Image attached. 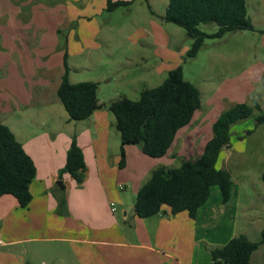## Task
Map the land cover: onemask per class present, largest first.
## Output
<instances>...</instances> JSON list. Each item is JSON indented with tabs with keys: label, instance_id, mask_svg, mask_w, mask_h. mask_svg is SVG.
<instances>
[{
	"label": "crops",
	"instance_id": "crops-1",
	"mask_svg": "<svg viewBox=\"0 0 264 264\" xmlns=\"http://www.w3.org/2000/svg\"><path fill=\"white\" fill-rule=\"evenodd\" d=\"M86 1L0 0V121L22 143L37 169L27 206L11 194L0 196V264H213L210 248L236 236L238 223V213L231 214L229 208L239 185L228 166L221 167L232 177L228 205L215 186L195 218L185 211L171 214L167 206L150 217H139L131 214L135 202L125 200L117 188L131 187L137 193L150 168L157 166H114L121 144L112 145L113 134L102 117L70 121L57 106L66 65L69 79L73 69L63 45L71 36L62 30L73 27L76 18H86L87 5H79ZM201 108L159 159L175 157L174 147L183 146L187 138L193 143L190 156L202 153L213 136L214 121L226 107L206 120L200 119ZM193 127L196 135L188 130ZM73 137L86 164L89 153L95 154L96 166H87L82 184L68 173L60 176ZM231 146L229 142L225 148ZM125 149L127 156L145 161L146 154L135 145ZM63 196L66 204L60 212Z\"/></svg>",
	"mask_w": 264,
	"mask_h": 264
},
{
	"label": "rangeland",
	"instance_id": "rangeland-1",
	"mask_svg": "<svg viewBox=\"0 0 264 264\" xmlns=\"http://www.w3.org/2000/svg\"><path fill=\"white\" fill-rule=\"evenodd\" d=\"M124 1L125 5L107 11L106 0H87L79 4L82 8L87 5L83 9L86 18H76L73 27L62 30L71 36L67 45L63 43L73 68L71 82L98 83L97 96L105 105L92 116L100 115L105 121L113 134L114 147L121 144V135L108 104L123 96L138 100L143 89L161 84L169 71L180 65L184 78L202 92L200 119L213 118L217 111L233 103L256 101L261 109L264 108V0H246L253 30L206 38L195 57L187 56L193 40L186 30L163 19L169 0ZM199 27L209 33L217 30L214 23H201ZM57 106L67 114L61 103ZM254 115L232 125V146L222 150L216 166H228L239 185V192L234 194L229 208L231 214L238 213L235 235L245 234L248 239L258 241L264 228V124L257 125ZM188 130L196 135L194 127ZM191 141L187 138L183 146L176 145L175 157L159 159L143 155L145 161L141 162L136 155H126L125 166H179L183 160L199 156H190ZM119 161L120 158L114 166H119ZM87 166H96L92 152L88 155L86 169ZM153 169L150 168L148 177ZM117 192L125 200L135 202L137 193L131 187L125 190L118 187ZM251 258L253 264H264V244Z\"/></svg>",
	"mask_w": 264,
	"mask_h": 264
},
{
	"label": "trees",
	"instance_id": "trees-1",
	"mask_svg": "<svg viewBox=\"0 0 264 264\" xmlns=\"http://www.w3.org/2000/svg\"><path fill=\"white\" fill-rule=\"evenodd\" d=\"M127 2L106 0V10L112 11ZM163 19L186 30L193 40L187 52L195 57L206 38H219L228 32L253 30L246 0H169ZM201 23H214L217 30L206 32ZM67 57V54L65 55ZM98 83H72L66 65L57 96L70 121L87 119L105 105L97 96ZM200 89L186 80L182 66L169 71L159 85L143 89L138 100L120 97L108 104L115 117V127L121 135L119 167L126 165V145H138L154 158L163 157L172 146L178 131L188 125L202 106ZM257 114L254 115V112ZM256 124H264V110L258 102L233 103L225 108L213 123V136L196 159H185L179 166L160 165L138 189L134 209L139 217H150L169 207L171 214L185 211L195 218L200 207L217 186L221 200H231L232 177L229 170L216 166L220 153L229 146L232 125L253 116ZM249 133V132H248ZM36 164L17 140L11 129L0 121V196L11 194L25 207L31 201L30 183L36 176ZM68 173L82 184L86 162L81 147L73 137L60 176ZM264 182V170L262 173ZM63 196L60 212L65 208ZM264 244V228L258 241L245 234L233 236L226 244L210 248L213 264H252V253Z\"/></svg>",
	"mask_w": 264,
	"mask_h": 264
},
{
	"label": "water",
	"instance_id": "water-1",
	"mask_svg": "<svg viewBox=\"0 0 264 264\" xmlns=\"http://www.w3.org/2000/svg\"><path fill=\"white\" fill-rule=\"evenodd\" d=\"M58 184L60 185L61 188L64 187L61 180L58 181ZM134 213H135V209H132L131 214H134Z\"/></svg>",
	"mask_w": 264,
	"mask_h": 264
},
{
	"label": "built area",
	"instance_id": "built-area-1",
	"mask_svg": "<svg viewBox=\"0 0 264 264\" xmlns=\"http://www.w3.org/2000/svg\"><path fill=\"white\" fill-rule=\"evenodd\" d=\"M112 209H115L114 207H112ZM3 244V239L0 237V245Z\"/></svg>",
	"mask_w": 264,
	"mask_h": 264
}]
</instances>
